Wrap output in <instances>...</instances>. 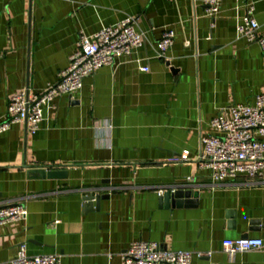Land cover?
<instances>
[{"label": "crops", "instance_id": "0c3cea01", "mask_svg": "<svg viewBox=\"0 0 264 264\" xmlns=\"http://www.w3.org/2000/svg\"><path fill=\"white\" fill-rule=\"evenodd\" d=\"M251 6L264 34V0H221L215 18L203 0H0V121L13 96L58 81L82 37L127 17L145 36L131 58L59 96L36 134L17 123L0 135V206L28 212L0 229V264L23 244L62 264H120L139 241L191 252L192 264H264L263 250L223 249L227 239L264 241V178L216 183L201 162L202 138L221 134L212 120L264 96V50L236 36ZM166 30L175 40L159 59ZM177 188L192 197L167 207L162 196ZM90 195L106 198L88 208Z\"/></svg>", "mask_w": 264, "mask_h": 264}, {"label": "built area", "instance_id": "2783aa9c", "mask_svg": "<svg viewBox=\"0 0 264 264\" xmlns=\"http://www.w3.org/2000/svg\"><path fill=\"white\" fill-rule=\"evenodd\" d=\"M203 3L212 18L219 14L221 0H203ZM136 24L135 18L127 17L93 36L82 37L70 57L69 66L59 74L54 85L33 97L22 92L10 99L7 119L0 121V135L17 123H25L28 133L36 134L44 121L45 109H55L54 102L59 96L74 95L82 89L84 80L96 71L113 67L119 58H131L135 50L145 45V36ZM236 36L238 40L257 43L264 50V34L260 32L253 6L239 22ZM174 40L173 30L163 32L155 57L165 59ZM140 70L148 73L150 67L141 66ZM211 124L221 134L202 138L201 162L210 171L213 181L221 183L242 176L264 178V96H258L252 106H233L230 119L219 115ZM180 160L187 161L188 154ZM27 216L23 205L0 206V229L9 223L25 220ZM223 249L230 256L252 250H263L264 255V241L254 237L227 239L223 242ZM192 260L191 252L164 251L159 243L139 241L131 244L120 264H192ZM13 264H62V259L58 255L29 256L27 245L23 244Z\"/></svg>", "mask_w": 264, "mask_h": 264}, {"label": "water", "instance_id": "95a60500", "mask_svg": "<svg viewBox=\"0 0 264 264\" xmlns=\"http://www.w3.org/2000/svg\"><path fill=\"white\" fill-rule=\"evenodd\" d=\"M34 173H39L41 176L45 177L47 175L46 170L44 169H34L32 170ZM65 175L64 171H58V172H51L48 174L51 178H57L62 177ZM192 197V191L185 188H177L174 190H167L164 195L161 198V201L168 207L169 205H172L173 207H182L183 201L190 199ZM106 196L102 197H96L95 195L86 196L84 198V201L86 203V207H93V203L99 202L102 199H105ZM185 205H188L187 202H185ZM98 207V206H97Z\"/></svg>", "mask_w": 264, "mask_h": 264}]
</instances>
